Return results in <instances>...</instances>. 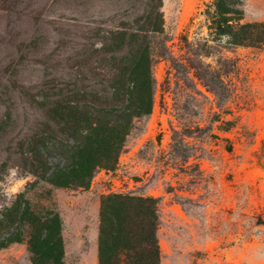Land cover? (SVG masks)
<instances>
[{
  "label": "rangeland",
  "instance_id": "374dc122",
  "mask_svg": "<svg viewBox=\"0 0 264 264\" xmlns=\"http://www.w3.org/2000/svg\"><path fill=\"white\" fill-rule=\"evenodd\" d=\"M211 2L162 0L161 32L144 33L151 113L132 119L114 169L61 188L31 172L28 143L47 135L52 170L64 163L54 146L73 144L60 97L120 107L110 57L128 48L107 49L109 32L141 26L146 0H0V264H33L25 206L59 218L62 264H98L100 200L112 193L156 200L159 264H264V45L215 35ZM240 9L243 23L264 22V0Z\"/></svg>",
  "mask_w": 264,
  "mask_h": 264
},
{
  "label": "trees",
  "instance_id": "16d2710c",
  "mask_svg": "<svg viewBox=\"0 0 264 264\" xmlns=\"http://www.w3.org/2000/svg\"><path fill=\"white\" fill-rule=\"evenodd\" d=\"M243 1L212 0L205 6L204 15L215 35L225 37L234 46L259 48L264 45V22L243 23ZM161 7L162 0H146L141 26L131 33L109 32L107 49L128 48L120 58L110 57V70L114 73L110 79L111 94L121 101L120 107L84 109L69 97H60L54 103L57 122L61 135L73 144L54 146L64 163L51 170V151L46 149L49 138L41 133L32 139L28 143V154L34 156L30 163L32 173L55 187L86 188L97 169L115 168L132 119L151 113L155 80L144 33L161 32ZM21 210L18 220L30 229L26 243L32 263L62 264L59 218L53 214L38 217L27 206ZM158 220L156 200L152 197L116 193L103 196L99 208L98 264H159Z\"/></svg>",
  "mask_w": 264,
  "mask_h": 264
}]
</instances>
